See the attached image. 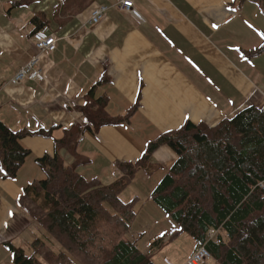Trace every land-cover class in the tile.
I'll return each instance as SVG.
<instances>
[{"label":"crops","instance_id":"obj_1","mask_svg":"<svg viewBox=\"0 0 264 264\" xmlns=\"http://www.w3.org/2000/svg\"><path fill=\"white\" fill-rule=\"evenodd\" d=\"M118 1L31 0L11 7V0H0V119L9 127L84 125L77 107L94 84L95 96L107 98L108 114L122 115L142 84L140 106L129 122L85 130L79 138L78 150L91 160L80 171L106 183L121 174L116 161L136 160L158 133L186 120L215 125L246 106L264 104V51L243 53L264 39V15L254 2L132 0L140 20L120 10ZM95 5L108 9L91 24ZM36 13L56 34L51 54L29 39ZM36 55L44 79L12 83L16 70ZM104 72L109 79L98 84ZM21 143L30 154L16 176L2 178L0 172V264H12L11 246L25 248L37 234L16 198L43 177L34 158L53 153L49 137L25 136ZM176 159L170 146L161 145L150 158L153 172L140 171L162 177ZM28 162L34 169L24 171Z\"/></svg>","mask_w":264,"mask_h":264},{"label":"trees","instance_id":"obj_2","mask_svg":"<svg viewBox=\"0 0 264 264\" xmlns=\"http://www.w3.org/2000/svg\"><path fill=\"white\" fill-rule=\"evenodd\" d=\"M31 0H11V7ZM244 0H238L242 2ZM254 2L264 15V0ZM43 13L30 21L32 32L46 22ZM264 51V39L243 52L253 57ZM109 79L104 72L98 82ZM94 84L77 108L85 124L64 127L51 125L11 128L0 119V169L2 178H14L30 150L22 145L25 136L49 137L53 153L35 157L43 177L27 183L16 204L35 225L36 234L28 243L32 252L13 247V264H155L135 240L127 239L136 216V195L123 201L119 194L139 170L148 173L152 153L161 145L177 154L174 164L150 192V198L177 225L169 240L189 234L195 246L204 245L211 263L264 264V105H249L215 125L184 121L179 127L158 133L147 140L134 161H116L121 174L110 182L81 171L90 157L78 150L85 130L129 122L140 106L142 84L132 105L122 115L105 110L107 98L95 96ZM35 194V195H34ZM38 195V196H37ZM42 195V196H41ZM214 232L209 238V231ZM45 232V233H44ZM161 235L157 242L162 241ZM47 240L60 245L53 251Z\"/></svg>","mask_w":264,"mask_h":264},{"label":"rangeland","instance_id":"obj_3","mask_svg":"<svg viewBox=\"0 0 264 264\" xmlns=\"http://www.w3.org/2000/svg\"><path fill=\"white\" fill-rule=\"evenodd\" d=\"M262 105L264 104L259 106ZM31 169H34V165L29 162L25 163L23 170ZM160 178L161 172L159 171L152 175H146L139 170L128 186L119 194L123 201H130L135 195L138 197L133 205L136 216L130 223L127 239L135 240L138 248L149 254L155 264H187L188 257L195 247L194 239L183 232L169 240V235L172 231L177 230V225L150 198V192ZM163 234H166V237L157 242V239ZM37 235L44 238L43 230L42 234ZM47 241L53 251L60 250L58 243ZM24 250L27 254L32 252L28 246H25ZM11 260H13V254ZM207 261L212 262L210 259Z\"/></svg>","mask_w":264,"mask_h":264},{"label":"built area","instance_id":"obj_4","mask_svg":"<svg viewBox=\"0 0 264 264\" xmlns=\"http://www.w3.org/2000/svg\"><path fill=\"white\" fill-rule=\"evenodd\" d=\"M117 7L120 10L131 13L133 16L142 20V16L134 8L132 0H119ZM108 7L106 5H95L90 12L89 23L97 24L105 15ZM30 41L34 46L43 53L51 54L54 52L56 45V34L53 33L50 28L46 25L31 32L29 35ZM40 57L38 55L30 58L28 62L20 66L15 74L11 77L12 83H19L25 79L28 80H39L44 79V71L40 66ZM214 232L209 231V238H213ZM210 257L208 250L204 245H199L189 255L187 264H203L206 259Z\"/></svg>","mask_w":264,"mask_h":264},{"label":"snow or ice","instance_id":"obj_5","mask_svg":"<svg viewBox=\"0 0 264 264\" xmlns=\"http://www.w3.org/2000/svg\"><path fill=\"white\" fill-rule=\"evenodd\" d=\"M213 27H218V25L213 24ZM0 171H2V169H0ZM9 215H13L11 212H9ZM5 227H7V224H5Z\"/></svg>","mask_w":264,"mask_h":264},{"label":"bare ground","instance_id":"obj_6","mask_svg":"<svg viewBox=\"0 0 264 264\" xmlns=\"http://www.w3.org/2000/svg\"><path fill=\"white\" fill-rule=\"evenodd\" d=\"M35 195V194H34ZM38 196V195H37ZM42 196V195H41ZM45 233V232H44Z\"/></svg>","mask_w":264,"mask_h":264}]
</instances>
